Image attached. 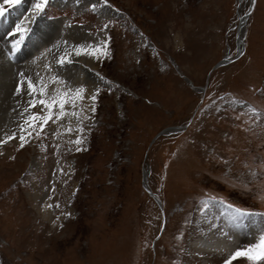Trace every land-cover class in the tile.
I'll return each instance as SVG.
<instances>
[{"label":"rangeland","instance_id":"rangeland-1","mask_svg":"<svg viewBox=\"0 0 264 264\" xmlns=\"http://www.w3.org/2000/svg\"><path fill=\"white\" fill-rule=\"evenodd\" d=\"M32 4L5 5L18 8L0 23V62L15 85L20 72L43 81L45 98L81 84L85 98L32 126L24 147L13 138L0 151L2 263L223 264L189 240L205 234L214 201L264 216V0H50L36 17ZM30 18L37 47L24 38L8 57L4 36ZM105 34L106 57L72 50ZM61 55L71 62L58 64ZM20 96L11 111L23 117L26 83Z\"/></svg>","mask_w":264,"mask_h":264},{"label":"snow or ice","instance_id":"snow-or-ice-1","mask_svg":"<svg viewBox=\"0 0 264 264\" xmlns=\"http://www.w3.org/2000/svg\"><path fill=\"white\" fill-rule=\"evenodd\" d=\"M20 0H4V4L12 5L19 3ZM105 3L108 2V0H104ZM50 3V0H33L32 7L29 9V13L31 17H36L40 13L43 12V10L46 9V6ZM6 9L3 5H0V13H3ZM27 21H22L20 23H17V25L12 29L11 32L8 33V35L11 37L13 33H17L18 36L15 39H11L9 41L11 45V50L7 52V56L11 58H15L17 52L21 48L22 42L24 41L25 35L27 33V28L22 26L26 24ZM108 24L106 23L104 25V28L107 29ZM106 38L101 39L99 42H95L93 40H89L85 43H76L73 45L72 50L76 53L77 56L81 54H87L89 56L95 57L97 59L101 57H106L110 53V36H107L105 34ZM67 43V42H65ZM71 62L68 55H61L60 59L57 61L58 64H64L65 62ZM47 67V66H46ZM19 80L17 81L15 85V92L17 94H20L22 92V89L24 88V85L26 83V91L29 96L28 105L24 109L25 115L22 117V122L19 125V132L13 131L11 134H4L3 138H0V146L4 145L7 141L12 140L13 138H18L19 141V147L22 148L25 146L26 143H28V140L26 139L27 135H30L31 133L27 131L32 126H37L40 129H43L45 127V123L51 119L53 116L58 120L60 117L64 116L66 114L65 111V104L71 100L73 106H75V101L77 99L83 100L84 92H85V86L79 85L75 89H65L60 91L59 93L55 94L52 98L48 99L45 98V85L43 84V81L40 82V85L38 86L36 83H34L33 79L26 76L23 72H20L19 74ZM97 75H100L97 73ZM54 80H59V76H54ZM101 79H104V77H101ZM111 89H109L110 91ZM101 89L99 87H95L92 94L88 96L87 98L91 100L93 103L91 105V112L96 111L95 101L97 100V93H99ZM38 94V95H37ZM239 103H244V101H239ZM37 104L43 105L46 109L44 113L37 112V111H31L30 114L29 110L32 109ZM58 106L59 111L53 113L52 109L53 107ZM81 111L77 110L72 113V115L77 117V124L76 127L79 130V132H83L84 126L82 123H80L81 119ZM251 111L256 114L258 113V110L256 108H251ZM84 119H87V114L83 116ZM39 121V123H38ZM71 125H69L67 128H65V131H71ZM37 135H40L39 132L36 133ZM71 143H75L77 145L82 143V137L80 135H77L75 137L74 141H70ZM59 145H57V148ZM79 151L80 149H76ZM63 171V170H61ZM213 199H222V198H213ZM208 204H204V208H207ZM203 210V209H202ZM238 213L241 215L243 214H251L250 209H243V208H237L235 209ZM237 257H247L248 259L252 261H260L264 260V232L260 234L259 240L255 244H249L247 248H241L237 247L234 251H231L227 258L223 260V264H231V261H233Z\"/></svg>","mask_w":264,"mask_h":264},{"label":"bare ground","instance_id":"bare-ground-1","mask_svg":"<svg viewBox=\"0 0 264 264\" xmlns=\"http://www.w3.org/2000/svg\"><path fill=\"white\" fill-rule=\"evenodd\" d=\"M244 21L245 18L244 20H242V24L244 23ZM238 36H239L238 46L240 47V51H242L243 42H241L242 40L240 37L241 34L239 33ZM0 63H1L0 68L3 67V69L5 68L7 69L5 74H0V137L3 138L4 134H11V132L13 131L19 132V125L22 122V116L21 115L15 116L11 111V107L16 106L15 105L16 100L20 99L21 97L20 94L14 92L15 84L12 79V76L10 75V70L13 68V66L10 64H6L5 61H2ZM170 130H176V129H170ZM27 131L30 132L31 128L28 129ZM14 140L17 144L19 143L18 138H14ZM7 143L8 141L4 145L0 146V151L5 147ZM11 155L12 153L8 151L7 154L6 153L3 154V157L11 158L12 157ZM0 162H4V161L1 160ZM145 185L147 186V183H145ZM36 197L38 196L36 195ZM212 207H213L211 209L212 211H210L208 214L209 219L203 222L202 224L204 226V230L203 229L202 230L205 232V234H201V236L193 240V242H192L193 237L190 239V245L192 244V246H190V250L194 249L195 251L201 252L203 249L205 250L209 249V248L207 249L204 248V244H205L204 241H206L207 244L206 247L210 245L215 250L214 251L215 253L211 249H209L208 251L211 250L213 254L219 256L221 255V257L223 256L226 259L227 255L231 251H234L238 245H240L238 244V242L240 241L238 234L243 231L238 232L239 230L235 231L232 229V223L228 215H230L231 218L233 215H235L233 213V210H235L233 206L221 201H214ZM223 210L227 211L228 215L222 213ZM243 215L245 218H247L248 222L250 223H252L253 220L257 219V216H255L254 214H243ZM256 232L257 230L254 228V226H252V230L250 231V233L254 235ZM195 233L196 232L193 230L192 234L195 235ZM246 233L248 234L249 230H247ZM205 238L207 240H205ZM210 239H214V240L210 241ZM236 263L237 261L234 264ZM0 264H3L1 257H0Z\"/></svg>","mask_w":264,"mask_h":264},{"label":"water","instance_id":"water-1","mask_svg":"<svg viewBox=\"0 0 264 264\" xmlns=\"http://www.w3.org/2000/svg\"><path fill=\"white\" fill-rule=\"evenodd\" d=\"M225 62H220V63H218V65L217 66H219V65H222V64H224ZM164 132H166V130L164 131ZM151 192V191H150ZM152 193V192H151Z\"/></svg>","mask_w":264,"mask_h":264}]
</instances>
